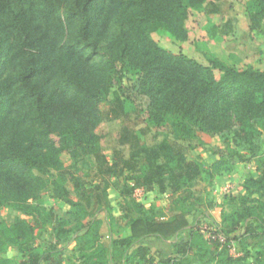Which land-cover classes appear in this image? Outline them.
Returning a JSON list of instances; mask_svg holds the SVG:
<instances>
[{
	"label": "trees",
	"instance_id": "16d2710c",
	"mask_svg": "<svg viewBox=\"0 0 264 264\" xmlns=\"http://www.w3.org/2000/svg\"><path fill=\"white\" fill-rule=\"evenodd\" d=\"M208 1L219 0H0V209L12 207L44 221L46 207L34 204L46 187L43 173L64 168L61 154L71 144L97 140L102 97L114 79L122 81L128 72L138 75L152 119L162 123L168 115L176 117L179 138L195 137L197 131L231 133L234 141L244 139L251 147L254 135L264 133V70L228 66L215 58L206 65L153 37L169 32L188 40L191 11L207 15ZM249 16L252 27H260L264 0H253ZM182 161L179 176L187 180L212 182L232 167L223 153L208 166ZM258 162L257 175L243 181L245 193L226 194L236 208L222 213L212 230L215 238L190 222L192 208L185 204L168 219L155 206L139 205L127 236L111 238L110 246L101 242V220L82 225V264H248L253 250L264 251V154ZM145 182L153 183L150 177ZM138 187L148 191L133 182L132 198ZM54 196L86 212L64 185L55 183ZM34 222L22 216L10 224L0 220V264L50 261L47 252L34 249ZM242 223L243 231L231 235ZM150 239L163 252L160 262ZM231 247H238V257L230 255ZM11 248L20 252L17 258L4 256Z\"/></svg>",
	"mask_w": 264,
	"mask_h": 264
},
{
	"label": "rangeland",
	"instance_id": "374dc122",
	"mask_svg": "<svg viewBox=\"0 0 264 264\" xmlns=\"http://www.w3.org/2000/svg\"><path fill=\"white\" fill-rule=\"evenodd\" d=\"M252 5L253 0L208 1L207 15L191 11L187 21L188 40L180 41L169 32H157L153 37L174 53L186 54L206 65L215 58L228 66L264 70V20L260 27H252L249 16ZM216 75L220 77V72ZM137 82L138 75L133 72H128L122 81L114 79L112 89L102 97L103 120L94 132L97 140L81 147L71 144L69 152L61 154L64 168L43 173L46 187L34 204L46 207L47 213H42L44 221L20 213L19 216L35 221L34 249L47 252L50 257L44 264H82L78 241L84 232L80 231L82 225L90 219L101 220V242L110 246L111 238L127 236L129 220L137 215L139 205L155 206L168 219L185 204L192 208L189 214L192 224L207 235L223 212L236 208L232 201L225 199L226 194L231 191L240 194L238 186L264 154V133L260 137L254 135L251 147L244 139L234 141L231 133L221 137L197 131L195 137L179 138L174 128L176 117L168 115L162 123L152 119L153 107L148 97L138 90ZM53 138L59 143L58 129H54ZM220 153L230 161L231 169L236 167L229 174L231 180L227 175L222 183L179 176L184 172L182 159L208 166ZM147 177L152 178L151 186L145 182ZM133 182L143 183L148 190L139 200L130 195ZM55 183L64 185L72 198L85 204L86 212L77 211L75 206L56 198ZM16 212L12 207L2 208L0 220L10 224L18 217ZM243 229L244 223L230 234H240ZM150 243L156 261L160 262L163 252L157 247L159 243L153 239ZM237 249L230 255L238 257ZM247 262L264 264V251L260 254L253 250Z\"/></svg>",
	"mask_w": 264,
	"mask_h": 264
},
{
	"label": "crops",
	"instance_id": "0c3cea01",
	"mask_svg": "<svg viewBox=\"0 0 264 264\" xmlns=\"http://www.w3.org/2000/svg\"><path fill=\"white\" fill-rule=\"evenodd\" d=\"M216 161V160H214ZM213 163V162H212ZM236 170V167H234L233 169H229L224 175H217L213 178L212 182L215 183V182H218L220 181L221 183L224 182V179H225V176L227 175V178L229 177V174H231L232 172H234ZM249 174H253V175H257V171H256V167L253 171L250 170V172H247V175L244 177V179L241 181L240 185L238 186L237 190L239 191L240 194H243L245 193V189L243 188V181L246 179V177L249 175ZM230 178V177H229ZM231 180V178H230ZM226 183V182H225ZM229 184V183H227ZM226 184V185H227ZM234 190V189H233ZM232 194L236 195L234 193V191H231ZM16 214L19 216L20 215V212H16ZM217 223H219L221 221V217L217 218ZM191 222V221H190ZM192 223V222H191ZM20 255V252L18 251V249H14V248H11L9 249L6 254L4 255L5 257L7 258H10V259H13V258H17L18 256Z\"/></svg>",
	"mask_w": 264,
	"mask_h": 264
},
{
	"label": "built area",
	"instance_id": "2783aa9c",
	"mask_svg": "<svg viewBox=\"0 0 264 264\" xmlns=\"http://www.w3.org/2000/svg\"><path fill=\"white\" fill-rule=\"evenodd\" d=\"M146 192L147 191L144 188H142V187L135 188L134 189V192H133V197L136 198L137 200H139L138 197L142 196ZM212 230L213 229H211L210 232H209V234L206 235L207 238H215L216 237L215 235L212 234ZM219 239L222 242L225 241V239L222 236H219ZM234 251H235V248L234 247H231V252H234Z\"/></svg>",
	"mask_w": 264,
	"mask_h": 264
}]
</instances>
